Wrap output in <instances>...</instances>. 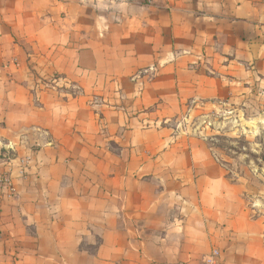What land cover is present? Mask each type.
Instances as JSON below:
<instances>
[{"label": "crops", "instance_id": "obj_1", "mask_svg": "<svg viewBox=\"0 0 264 264\" xmlns=\"http://www.w3.org/2000/svg\"><path fill=\"white\" fill-rule=\"evenodd\" d=\"M264 100V0H0V264H264V218L185 115Z\"/></svg>", "mask_w": 264, "mask_h": 264}, {"label": "rangeland", "instance_id": "obj_2", "mask_svg": "<svg viewBox=\"0 0 264 264\" xmlns=\"http://www.w3.org/2000/svg\"><path fill=\"white\" fill-rule=\"evenodd\" d=\"M181 122L187 131L201 132L206 137L227 178L245 186L253 215L264 218V100L251 96L242 103L220 104L199 115H185ZM27 156L31 164V154L5 157ZM19 178L22 177L15 174L14 179Z\"/></svg>", "mask_w": 264, "mask_h": 264}, {"label": "built area", "instance_id": "obj_3", "mask_svg": "<svg viewBox=\"0 0 264 264\" xmlns=\"http://www.w3.org/2000/svg\"><path fill=\"white\" fill-rule=\"evenodd\" d=\"M31 158L5 157L0 166V192L6 196H15L17 189L14 176L25 177ZM205 264H224L222 253L218 249H213L210 254L204 258Z\"/></svg>", "mask_w": 264, "mask_h": 264}]
</instances>
